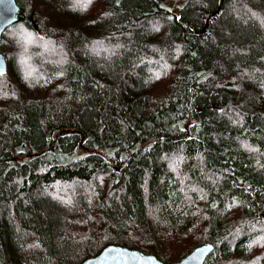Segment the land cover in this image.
Masks as SVG:
<instances>
[{"label": "trees", "instance_id": "1", "mask_svg": "<svg viewBox=\"0 0 264 264\" xmlns=\"http://www.w3.org/2000/svg\"><path fill=\"white\" fill-rule=\"evenodd\" d=\"M16 2L0 264H264V0Z\"/></svg>", "mask_w": 264, "mask_h": 264}, {"label": "water", "instance_id": "2", "mask_svg": "<svg viewBox=\"0 0 264 264\" xmlns=\"http://www.w3.org/2000/svg\"><path fill=\"white\" fill-rule=\"evenodd\" d=\"M20 8L16 0H0V42L4 31L17 22V15ZM218 13V11H217ZM215 14H209L206 18L208 24ZM7 64L3 54L0 51V74H5ZM60 131L54 138L63 134ZM214 247L211 244H205L195 248L185 258L176 264H205L213 252ZM82 264H164L152 255H146L138 251L130 250L123 247L110 246L104 249L97 257L88 259Z\"/></svg>", "mask_w": 264, "mask_h": 264}, {"label": "rangeland", "instance_id": "3", "mask_svg": "<svg viewBox=\"0 0 264 264\" xmlns=\"http://www.w3.org/2000/svg\"><path fill=\"white\" fill-rule=\"evenodd\" d=\"M29 20H30V22H31V24H32V26L34 27V29H35V33L36 34H41V32H39V28L37 27V23H36V19H35V16H34V13H32V15H31V17L29 18ZM11 34V33H10ZM13 35V36H12ZM11 36H12V38H16V36H19V37H21V38H24V36L25 35H23V34H20V33H14V34H12ZM27 38V37H26ZM28 41H29V39H27ZM0 50H1V52H2V54L6 57H8V53H7V51H6V46H5V44H2L1 45V48H0Z\"/></svg>", "mask_w": 264, "mask_h": 264}]
</instances>
